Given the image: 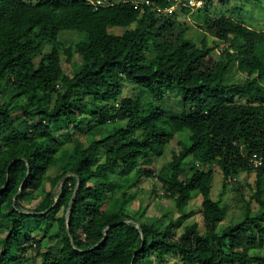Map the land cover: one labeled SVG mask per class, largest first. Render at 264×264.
<instances>
[{
    "label": "trees",
    "instance_id": "1",
    "mask_svg": "<svg viewBox=\"0 0 264 264\" xmlns=\"http://www.w3.org/2000/svg\"><path fill=\"white\" fill-rule=\"evenodd\" d=\"M98 1L0 0V264L29 262L30 248L39 264H264V30L217 15L204 24L215 38L196 43L179 17L211 0ZM62 55L80 67L67 73ZM170 93L184 116L163 106ZM244 173V218L222 225ZM148 179L179 211L165 224L128 209ZM197 197L202 222L184 225Z\"/></svg>",
    "mask_w": 264,
    "mask_h": 264
},
{
    "label": "rangeland",
    "instance_id": "2",
    "mask_svg": "<svg viewBox=\"0 0 264 264\" xmlns=\"http://www.w3.org/2000/svg\"><path fill=\"white\" fill-rule=\"evenodd\" d=\"M30 1H37V0H30ZM212 3L210 6H208V10L202 9L200 12H191L188 14V20L186 17L184 18L183 15H180L179 19L180 22L185 19L187 22L191 23L193 26H191L187 32V36L195 41L196 43H199V40L205 37L206 28H204V24L208 22L210 19L222 15L230 16L233 19L240 21L244 23L245 25L258 30L263 31L264 30V0H226V2H223L222 0H211ZM210 1V2H211ZM199 7V6H197ZM198 10L197 8H194V11ZM178 18V15H176ZM188 24V23H187ZM180 26V27H178ZM185 25H177L175 24V29L178 31L180 28H182ZM201 26V28L199 27ZM110 32L112 33H120L122 28L121 27H111ZM76 34L72 32H64L61 34L60 39L63 43L67 44L72 39L76 38ZM207 37L209 39L215 38L213 34H208ZM62 60L64 64V69L67 73H71L73 70L78 69L79 66V57L77 56L74 60L73 64H68L65 62V56L62 55ZM239 77H243V73H238ZM132 85V84H131ZM125 94L134 95L137 91H139L137 88L133 89V87L128 86L127 84L124 85ZM170 97L166 99V101L163 102V106L167 110V112L176 113L185 115V111L182 108V106L178 103L179 96L175 93H170ZM168 96V95H167ZM181 96V95H180ZM241 100H245V98H241ZM183 135H181L182 137ZM178 139H175L170 146H168L167 151L165 152V155L161 157L159 160H157L156 168L158 172H160V168L166 165L167 161L171 158V151L174 149H178ZM187 161L192 162V159L189 158ZM217 168V167H216ZM248 175L246 173L240 175L239 180L236 183H232L231 185H228L227 189L224 192L223 195V201L227 203L228 209L227 214L222 222V225H229L231 222L236 220H242L244 218V209H245V201L242 196V194H245L247 198H250L252 189L248 183L254 184L253 178L250 180L248 179ZM157 183L152 181L151 179L144 180L141 184V187L136 191V197L134 200L130 201L128 204V209L130 210V213L134 215L135 219L137 220H149V221H157L162 222V224H165L169 222L171 219L174 218V216H177L176 214L179 213L177 210V213L174 211L173 208H175L174 201L168 202V204H164L162 206L159 205L161 203L162 197L158 198H152V189L155 187H159V185H156ZM239 188V189H238ZM158 190H161L160 188ZM222 190V177L218 170L214 173V185L212 189V196L213 198H217L218 194ZM151 196V197H150ZM117 199L113 197L111 199L112 204L116 206ZM167 200V199H166ZM165 200V202H166ZM164 203V202H162ZM173 206V208H172ZM201 207V198L197 197L193 201L189 203L186 210L189 209V215L185 219L184 225L188 224L189 222L193 221H199L202 222V215L199 212V208ZM56 226H53L51 229V233L55 230ZM178 233L183 231V226L179 227L177 229ZM47 241L44 240V243ZM47 245V243H46ZM30 256L31 260L29 262H25L23 264H39L40 259L34 258L35 252L34 248H30ZM167 258L166 264H182V262L179 261V259L175 255H169ZM143 264H162V263H151L150 261H145Z\"/></svg>",
    "mask_w": 264,
    "mask_h": 264
},
{
    "label": "built area",
    "instance_id": "3",
    "mask_svg": "<svg viewBox=\"0 0 264 264\" xmlns=\"http://www.w3.org/2000/svg\"><path fill=\"white\" fill-rule=\"evenodd\" d=\"M98 3H101V0L98 1ZM146 3H149V0H146ZM203 4V0H190V5L191 6H201ZM175 5L171 6V7H168V8H159L158 10L160 12H163V13H171L174 9ZM254 162H255V165H260L262 164V161L260 159H257L256 155L254 156Z\"/></svg>",
    "mask_w": 264,
    "mask_h": 264
},
{
    "label": "water",
    "instance_id": "4",
    "mask_svg": "<svg viewBox=\"0 0 264 264\" xmlns=\"http://www.w3.org/2000/svg\"><path fill=\"white\" fill-rule=\"evenodd\" d=\"M65 176L61 179V187L63 186V183H64V180H65ZM78 188V187H77ZM77 188L75 189V191H74V193H73V195H72V197H71V199H70V202H69V207H68V209H67V213H66V218H67V220H68V217H69V214H70V207H71V204H72V202H73V200H74V198H75V196H76V193H77ZM20 190H21V188H20ZM20 192V191H19ZM16 199V198H15ZM57 200H58V197H57V199H56V201L55 202H57ZM49 209H47L46 211H48ZM46 211H44V212H46ZM111 227V225H109V226H107L105 229H104V231H103V233H104V237H103V239H102V241L106 238V236H107V232H106V230L108 229V228H110ZM71 241H72V243L74 244V239H73V237H71ZM101 241V242H102ZM100 244V243H99ZM134 256H135V253H134ZM132 263H133V261H132ZM131 263V264H132Z\"/></svg>",
    "mask_w": 264,
    "mask_h": 264
},
{
    "label": "crops",
    "instance_id": "5",
    "mask_svg": "<svg viewBox=\"0 0 264 264\" xmlns=\"http://www.w3.org/2000/svg\"><path fill=\"white\" fill-rule=\"evenodd\" d=\"M57 199V198H56Z\"/></svg>",
    "mask_w": 264,
    "mask_h": 264
}]
</instances>
